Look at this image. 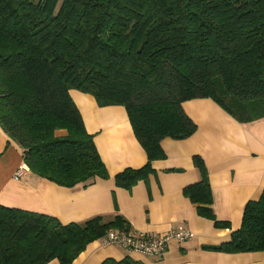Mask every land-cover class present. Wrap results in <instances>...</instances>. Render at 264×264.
Listing matches in <instances>:
<instances>
[{
  "label": "trees",
  "instance_id": "16d2710c",
  "mask_svg": "<svg viewBox=\"0 0 264 264\" xmlns=\"http://www.w3.org/2000/svg\"><path fill=\"white\" fill-rule=\"evenodd\" d=\"M122 106L147 163L115 184L131 190L165 157V138L197 126L189 100L211 99L239 123L264 118V0H0V127L24 164L60 187L107 180L93 136L69 91ZM57 132H64L58 135ZM184 190L216 228L206 167ZM128 232L121 216L61 225L53 217L0 206V264H73L108 232ZM216 251L264 252V192L246 204L241 226ZM102 264H141L125 257Z\"/></svg>",
  "mask_w": 264,
  "mask_h": 264
},
{
  "label": "crops",
  "instance_id": "0c3cea01",
  "mask_svg": "<svg viewBox=\"0 0 264 264\" xmlns=\"http://www.w3.org/2000/svg\"><path fill=\"white\" fill-rule=\"evenodd\" d=\"M86 132L93 136L109 179H96L84 187H60L39 178L24 164L22 150L0 127V206L50 216L61 225L82 223L102 216L111 221L121 216L129 231L161 236L185 230L193 238L173 241L162 256L128 253L100 240L87 245L73 264H102L125 257L141 264H264V252L229 254L215 248L229 242L239 230L243 210L264 192V118L239 123L211 99L189 100L184 113L197 126L185 140L165 138L160 146L165 157L151 164L147 181L131 190L115 184L125 169L146 165L147 156L134 136L122 106L97 104L93 96L70 90ZM63 135L64 132H57ZM193 157L202 159L212 194V212L229 228H216L213 221L197 214L184 190L201 179ZM24 165L21 179L14 173ZM116 231V230H113ZM48 264H59L52 260Z\"/></svg>",
  "mask_w": 264,
  "mask_h": 264
},
{
  "label": "built area",
  "instance_id": "2783aa9c",
  "mask_svg": "<svg viewBox=\"0 0 264 264\" xmlns=\"http://www.w3.org/2000/svg\"><path fill=\"white\" fill-rule=\"evenodd\" d=\"M27 168L22 165L14 173V179H21ZM193 238L191 232L185 230L171 231L161 236L146 235L139 232H118L110 231L100 242L105 246H115L128 253H139L145 256H162L169 245L176 241L178 243Z\"/></svg>",
  "mask_w": 264,
  "mask_h": 264
}]
</instances>
